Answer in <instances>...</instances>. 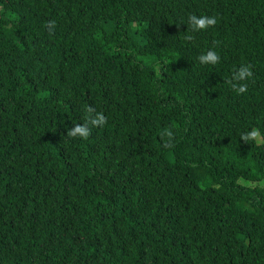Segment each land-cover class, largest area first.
I'll use <instances>...</instances> for the list:
<instances>
[{"label": "trees", "instance_id": "trees-1", "mask_svg": "<svg viewBox=\"0 0 264 264\" xmlns=\"http://www.w3.org/2000/svg\"><path fill=\"white\" fill-rule=\"evenodd\" d=\"M252 128L264 0H0V264H264Z\"/></svg>", "mask_w": 264, "mask_h": 264}, {"label": "clouds", "instance_id": "clouds-1", "mask_svg": "<svg viewBox=\"0 0 264 264\" xmlns=\"http://www.w3.org/2000/svg\"><path fill=\"white\" fill-rule=\"evenodd\" d=\"M55 22L50 21L49 25L54 27ZM188 24L191 27V31L196 32L200 30H206L210 27H214L217 24V18L215 16L201 15L197 16L192 14L188 17ZM51 30V28H50ZM186 40H192L191 35L185 37ZM202 64L215 65L219 63L220 56L214 50H209L206 54H201L198 57ZM253 72L251 65H242L237 71H235L232 80L228 81L231 87L237 92V94H243L247 91V83H240L246 79L252 78ZM235 81V83L233 82ZM107 123V117L102 112H96L92 106L86 108V123L76 124L67 131V135L71 138H81L87 140L91 135L92 127H103ZM91 125L92 127H89ZM167 136L168 140L165 143V147L172 143L174 133L171 129H166L162 133V137ZM240 138L248 143L249 141H255L257 144L264 143V138L261 137V133L257 128H252L246 133H242Z\"/></svg>", "mask_w": 264, "mask_h": 264}]
</instances>
